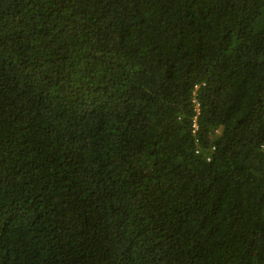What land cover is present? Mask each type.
Returning <instances> with one entry per match:
<instances>
[{
    "label": "trees",
    "instance_id": "obj_1",
    "mask_svg": "<svg viewBox=\"0 0 264 264\" xmlns=\"http://www.w3.org/2000/svg\"><path fill=\"white\" fill-rule=\"evenodd\" d=\"M0 264H264V0H0Z\"/></svg>",
    "mask_w": 264,
    "mask_h": 264
},
{
    "label": "built area",
    "instance_id": "obj_2",
    "mask_svg": "<svg viewBox=\"0 0 264 264\" xmlns=\"http://www.w3.org/2000/svg\"><path fill=\"white\" fill-rule=\"evenodd\" d=\"M197 88V85H194V89ZM193 94H195V91H193ZM192 102L194 104V111H195V115L193 117V120H192V128H193V131L197 128V123H196V115L198 114V111H199V107H198V102L197 100L193 97L192 99Z\"/></svg>",
    "mask_w": 264,
    "mask_h": 264
}]
</instances>
